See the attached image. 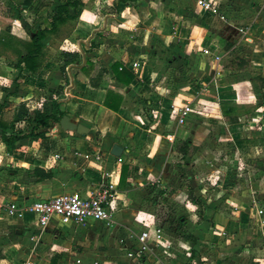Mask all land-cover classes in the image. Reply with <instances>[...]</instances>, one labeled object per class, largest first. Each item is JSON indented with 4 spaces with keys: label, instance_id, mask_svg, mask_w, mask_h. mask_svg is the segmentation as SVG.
<instances>
[{
    "label": "crops",
    "instance_id": "obj_1",
    "mask_svg": "<svg viewBox=\"0 0 264 264\" xmlns=\"http://www.w3.org/2000/svg\"><path fill=\"white\" fill-rule=\"evenodd\" d=\"M250 1L256 6L248 5V0H232L233 12L226 22L203 15L207 25H202L203 22L193 21L201 14L196 0H160L159 8L152 0H144L149 5L139 6L134 14L127 12L130 20H121V23L131 28H139V24L148 26L141 41L149 40L153 49L151 54L145 50L137 54L129 44L114 47L113 42L111 46L97 35L100 31H111V25L94 28L88 22H82L73 33L77 35L82 31L85 35L89 33L90 40L94 38V47L88 48L89 52L83 51L82 40L75 46L70 44V50L59 48L61 54L76 55L74 63L64 65L61 56V70L56 71L44 62L34 73L23 67L17 68L13 88L8 84L12 69L3 65L5 62L0 59V121L4 122V115L10 113V123L4 122L7 132L23 135L11 148L0 141V202L14 201L24 205L60 194L73 193L83 197L104 190L111 196L113 210L108 227L96 221L73 224L68 220L51 219L47 231L38 241L32 215L23 214L21 219L0 218V229L7 232L6 242H10L3 247V255L7 258L0 259L2 264H21L30 259L36 264H96L86 256L84 249L89 239H96L91 226H103L100 245L106 247L105 252L116 249L128 264H154L157 249L152 248L151 241L149 251L135 260L119 251L134 247L132 237L142 228L138 218L149 216L146 212L152 209L153 193L159 192L160 204L172 210L173 216L179 215L192 222L197 218L198 205L191 202L189 196L197 201L200 187L205 190L208 186L196 179H189L187 184L186 177L201 174L203 169L198 161L204 154L211 161L204 169L208 174L221 171L212 164L215 157L248 166V162L259 158V153H264V0ZM169 8L173 11H168ZM156 26L162 29L158 30ZM171 29L175 32L170 35ZM203 49L208 56L215 54V60L206 58L213 62L212 68L207 74L202 73L200 67L192 72L190 67L195 66V59L206 57ZM227 59L232 62L228 64ZM221 60L229 66L221 69L218 65ZM133 63L137 64L135 68ZM114 64L118 70L121 68L133 76L127 85L113 78L111 68ZM172 69L184 72L179 74L180 79H194H191L193 83L183 82L166 95L164 91L169 90ZM161 83L163 92L158 88ZM106 92L121 98L115 113L102 106ZM187 102L200 104L203 108L207 106L211 113L205 121H194V129L185 127L186 135L173 149L164 139L174 129L168 122V107ZM20 106L28 116L42 109L54 116L61 112L75 124L85 127L87 132L79 136L53 124L45 131L46 145L42 148L38 136H27L34 124L15 119ZM236 110L241 112L235 114ZM206 128L213 129L215 134L204 133ZM200 132L205 137L199 139ZM113 145L122 149L118 158L109 154ZM180 147H184V153L178 151ZM96 153L99 154L98 162L84 158V155ZM54 155L58 159L54 160ZM117 159L119 162H115ZM34 169L49 173L50 178L37 181L32 174ZM105 184H110L111 190H106ZM262 194L264 187L250 180L242 192L235 194V206L244 209L250 202L256 206L262 203ZM226 212H208L220 231L208 232L205 237L221 243L219 254L208 264H234V245L249 249L254 240L255 245L259 240L255 224V230H250V225L230 223L232 215ZM239 213L232 214H235L234 219L238 216L241 221ZM226 222L235 224V235H229ZM167 224L164 222L165 226ZM187 226L188 236L196 243L201 235L193 226ZM118 231L123 247L116 242ZM166 235L163 231L162 240ZM225 235L226 241L222 242ZM238 238H243L244 242ZM180 240L178 243L184 242L191 247L189 259L196 260L191 258L193 252L197 253L193 243ZM254 249L264 251L263 247ZM176 251L177 260L181 262L185 255L179 248Z\"/></svg>",
    "mask_w": 264,
    "mask_h": 264
},
{
    "label": "rangeland",
    "instance_id": "obj_2",
    "mask_svg": "<svg viewBox=\"0 0 264 264\" xmlns=\"http://www.w3.org/2000/svg\"><path fill=\"white\" fill-rule=\"evenodd\" d=\"M152 1L156 3L155 5L158 6V8L161 6L160 0ZM217 1L225 2V0ZM20 2L21 0H0V59H3L5 62V64L2 62L3 65H7L12 69V71L10 72L8 83L11 88H13L15 85L16 74L18 73L17 68L15 67V63L17 61V53L24 54L22 45L29 40L30 34L47 26L50 16L54 14V9L60 6L63 0H30L29 4L26 7H20ZM79 2L80 7L76 10L68 9V13L67 15H65V21L62 24L57 25L54 32L46 34L45 38L41 41L40 46L43 50L42 62H44V65L48 63V65L52 68H56V71L61 70L62 51H59V48L70 50L69 45L71 44L75 46L79 40L83 41V51H85V53L89 52L88 48L90 49L94 47V38L90 40V38L87 37L89 33L87 35H85V33H83L82 31L77 35L76 33H73L75 28L79 27V24H82V22H88L87 24L95 26L94 28H101V26L111 25L113 27L111 31H107L105 33H103V31H100L97 34L98 36H101V39L103 41H106L108 43L110 42L109 44L111 46L113 45V42L114 47L118 44H129L135 49V52L137 54H140L139 52L141 50H145L147 54H151L153 49L152 47H150L149 40L144 39L143 41H141V39L143 38V31L144 29L148 28V26L145 25L144 28L143 25L139 24V28H137L136 26L134 27L136 29L135 30L134 28L128 27L129 25L126 26L122 25L121 23V20H130V16L127 14V12L134 14L133 12L139 6L147 7V5L149 4L145 3L144 0H79ZM247 4H253V7L256 6V3L250 0H248ZM168 11H173V9L169 8ZM193 21L199 22V24L203 22L204 24L202 23V25H207L206 18H204L201 14L194 17ZM156 28H158V30L162 29L161 26H156ZM174 32L175 30L171 29L170 35L171 33L174 34ZM157 33L159 34V36H161V31H158ZM145 36L147 37V33L145 34ZM155 38L157 40V37ZM88 44L90 47H88ZM207 56L208 55H206V57L201 60H199V58H196L197 60L195 59L194 61L195 68L200 67L201 72H205V74H207V72L211 70V63H213L212 61L208 62L206 58H209L210 60L216 59L214 53L208 57ZM227 60L229 61L228 64L232 62L229 59ZM78 62L80 61L78 60ZM228 64L226 63V61L224 63V61L221 60L218 65L221 66V69H223L229 66ZM181 73L184 72L179 69H172L170 71V87L168 86L169 90H165L164 94L166 93V95H170L172 92L171 90L178 88L183 84V82L185 84H187V81L193 83L191 79L193 80L194 78L189 79L188 77H184L183 79H180L179 74ZM217 79H219V77ZM198 86H201L202 88L204 85ZM161 87L162 83L158 85L159 92H163ZM206 107H204V116L207 114V118H209L208 114L211 112H209V107ZM240 112V110H236L235 114H238ZM10 115V113H8V115H4V122L10 123ZM202 119L204 120L201 121H205V118H203V116ZM207 131H209L210 134H215L213 133V129L206 128L204 133L207 134ZM47 132L50 133L49 131ZM163 135L164 133L162 134V136ZM202 136L204 135H202V133L200 132L198 133L197 137L201 139ZM38 137L42 142L40 146L44 148L46 142L43 135ZM205 156L207 155L204 154L198 161L199 167L203 169L200 172L201 174L194 175V177L191 175L186 177L187 184L189 182V179H196L199 183L208 186V188L206 187L205 190L202 187H200L201 190L199 189L200 192L198 193L199 195H197L198 206L195 212V214H197V218L194 221L187 222L186 220L182 219L184 217H179V215H177L178 217L176 215L173 216V214L175 213H173L172 210L163 208L159 202L158 191L154 192L152 198L150 199L152 209H150L149 212H146V214L149 216L152 214V224L156 229L160 228L162 230V233L163 231L167 232L166 238H163L161 244H156L153 240L151 241V243L154 244L152 248L156 247L157 249V252L154 256V264L179 263V261L177 260V258L179 257L176 256V248H178L177 243L181 241L180 238L184 240L188 239L189 236L187 234V225L193 226L201 235V238L197 239L196 243H193L197 250V253L193 252L191 258H196V260H194L196 264H208L210 261H213V258L216 256V254H219V246L221 245L220 240L214 242L205 237L208 232L210 233L220 231L216 228V224L212 222L209 216L210 214L208 212H221L225 214V212L227 211V215H232L230 223L233 222L245 224L247 227H249L250 225V230H255V227L253 225L254 208L262 209L264 211L263 194L260 196V201L262 203L255 204L256 206H253V202L245 205L244 209H241L239 206H235V202L237 201L235 194L242 192L243 186L246 185L250 180L256 181L258 186L264 187V153H259V158L251 163L248 162V166H245L243 164L239 165L237 163L233 164L229 160H225L224 158L220 160L218 157H215V160L212 161V164L214 168H216L217 170L221 169V171L220 173L208 174L204 172L206 171L204 169L207 168V162H209L208 157ZM209 163H211V161ZM231 212H240L239 216L242 218L241 221L240 219H238V216L237 219H234L235 214H232ZM147 217L148 216L138 218V222L143 224ZM179 219H181V221ZM166 221L168 222V224L165 226L164 222ZM230 223L226 222V225L228 224L229 228L227 230L228 232H230V234H228L235 235V227H233L235 226V224L231 225ZM90 230L96 234V239L88 240L86 247H84L86 256L93 259L96 264H128L125 259H122L123 255L115 251L116 249L111 248L108 252H105L106 247L100 245L102 242L100 240V234L103 231V226L102 228L98 226H91ZM119 233L120 231H118L116 234V242L120 247H123L124 242H120L118 239ZM7 237V232H4L2 229H0V259L7 258V256L3 255V247L8 246L7 243H10L6 242ZM222 237L224 238L221 241L225 242L226 235ZM238 240L240 242H244L243 238H238ZM238 240L236 242H238ZM239 247L240 246L237 247V245H234V264H264V251L262 252L261 250L259 251L254 249L262 247L260 239L256 241V245L254 240L252 245L249 246V249ZM125 249L126 248H121L120 250H118L122 251ZM253 249L255 251H252ZM166 252H168V254ZM16 258L19 259L20 256L16 255ZM162 261L164 263H162ZM0 264H2V262Z\"/></svg>",
    "mask_w": 264,
    "mask_h": 264
},
{
    "label": "built area",
    "instance_id": "obj_3",
    "mask_svg": "<svg viewBox=\"0 0 264 264\" xmlns=\"http://www.w3.org/2000/svg\"><path fill=\"white\" fill-rule=\"evenodd\" d=\"M196 6L202 15H206L219 22H226L233 12L234 3L232 0H225V2H218L217 0H196ZM202 53L206 55L207 51L203 49ZM136 66V63L132 64L133 68ZM190 70L192 72L196 71L195 66L190 67ZM200 106V104L187 102L186 104L178 106L171 104L168 107V122L174 129L171 133H167L164 139L168 144L173 146V149L176 148L178 143L186 135L185 127L194 129V121L201 120L202 116L203 118H207V114L204 116L205 109ZM84 158L92 162H98L99 154L84 155ZM53 159H58V156L54 155ZM115 162H119V160L117 159ZM105 187L106 190H111L110 184H105ZM107 197L110 200H107ZM110 205L111 196H107L104 190L83 197L77 194L67 193L48 199L31 201L24 205L15 203L14 201H2L0 202V218L21 219L23 214L32 215L38 230L36 236V241H38L39 237L47 231L51 219L68 220L73 224L96 221L108 227L113 211ZM253 218L255 226L259 230L261 245L264 248V211L254 208ZM152 221L151 215L148 216L145 222L141 224L142 228L139 230V234L132 237L134 247L122 250V253L131 260H135L147 253L150 249V241L153 240L156 244H161V241H163L161 238L162 230L160 228L156 229ZM177 246L185 257L181 262L176 264H195L192 259H189L191 251L189 244L183 242L177 243ZM21 264H36V262L30 259L23 261ZM90 264L95 263L91 262Z\"/></svg>",
    "mask_w": 264,
    "mask_h": 264
},
{
    "label": "trees",
    "instance_id": "obj_4",
    "mask_svg": "<svg viewBox=\"0 0 264 264\" xmlns=\"http://www.w3.org/2000/svg\"><path fill=\"white\" fill-rule=\"evenodd\" d=\"M30 0H21L20 7H26L29 4ZM80 7L79 0H63L62 4L54 9V14L49 18V23L46 27L36 30L34 33L30 34L29 40L22 45L24 49V54L17 53V61L15 63L16 68H24L30 73L37 71L42 62L43 50L40 46L41 41L45 38L46 34L52 33L55 31L57 25L62 24L65 21V15H67V10H76ZM63 57V64H71L76 60V55L70 54H61ZM41 58V59H40ZM117 64H114L111 68L113 73V78L124 85H127L132 79L133 76L120 68L118 70ZM121 102V98L113 95L110 92H106L102 106L112 112H116ZM64 116L61 112H56V115H51L46 109L37 110L32 113L31 116H28L27 111L23 107H19L16 120L25 121L28 123H33V127L30 128L27 136H41L45 134V131L49 129L53 124H58L60 118ZM23 138V135H16L12 132H7V124L3 121H0V141L6 147H12L16 141H19ZM184 145V144H183ZM179 152L184 153V147H180ZM124 167L122 168L121 173L124 172ZM33 176L37 181H44L50 178L49 173H45L40 169H34L32 171ZM189 200L193 203L197 201L189 196ZM190 243H194L195 240L191 237L187 239Z\"/></svg>",
    "mask_w": 264,
    "mask_h": 264
},
{
    "label": "water",
    "instance_id": "obj_5",
    "mask_svg": "<svg viewBox=\"0 0 264 264\" xmlns=\"http://www.w3.org/2000/svg\"><path fill=\"white\" fill-rule=\"evenodd\" d=\"M58 126L62 131L75 132L79 136L84 135L87 132L85 127L81 126L80 124H75L65 115L60 118ZM121 151L122 149L119 146L113 145L110 148L109 154L115 158H118L121 154Z\"/></svg>",
    "mask_w": 264,
    "mask_h": 264
}]
</instances>
